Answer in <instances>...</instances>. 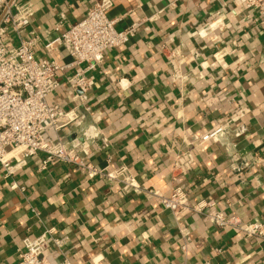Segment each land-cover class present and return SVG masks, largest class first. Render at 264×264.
<instances>
[{
    "label": "crops",
    "instance_id": "obj_1",
    "mask_svg": "<svg viewBox=\"0 0 264 264\" xmlns=\"http://www.w3.org/2000/svg\"><path fill=\"white\" fill-rule=\"evenodd\" d=\"M21 1L32 5L28 29L38 36L35 56L69 64L61 48L48 54L43 46L56 36L59 14L65 17L60 30L66 29L84 17L88 0ZM109 1L117 29L141 24L126 44L108 49L91 73L85 135L97 132L108 146L103 148L99 137L91 143L78 135L86 159L98 168L125 165L140 185L168 195L173 156L183 139L208 131L241 108L245 136L228 151L227 139L206 143L181 183L190 203L212 200L241 221H264V163L254 161L264 157V24L257 13L239 0ZM207 22L213 31L198 36ZM170 54L180 55V77L172 76ZM74 70L70 66L61 74L48 102L64 108L74 104L65 83ZM59 133L71 136L66 128ZM45 137L53 138V131L47 129ZM233 153L250 165L243 184L229 171ZM43 156L28 157L8 180L0 169V264H15L22 239L47 229L56 239L66 238L61 247L50 239L44 244L43 255L52 264H264L263 239L217 229L195 213L179 223L190 236L184 251L177 222L157 199L124 193L70 164L42 168ZM11 180L17 187H10Z\"/></svg>",
    "mask_w": 264,
    "mask_h": 264
},
{
    "label": "built area",
    "instance_id": "obj_2",
    "mask_svg": "<svg viewBox=\"0 0 264 264\" xmlns=\"http://www.w3.org/2000/svg\"><path fill=\"white\" fill-rule=\"evenodd\" d=\"M239 1L246 9L257 13L258 22L264 24V0ZM88 3L84 17L63 30L60 29L65 17L60 13L54 26L56 36L43 46L48 54L61 48L71 58L69 64H60L52 58H37L34 54L33 47L38 36L28 29L33 16L32 5L28 1L0 0V169L4 178H12L26 165L28 157L40 153L44 155L42 168L52 162L70 164L87 178L102 176L118 185L124 193L133 191L147 199H157L177 222L184 251L190 236L179 223L190 213L198 214L204 223L217 229L228 228L246 238L264 240V221H241L236 215L217 209L212 200L200 199L190 203L187 190L181 183V179L193 169L196 153L206 143H221L227 139L223 146L228 151L245 136L247 126L242 121L245 113L241 108L208 131L194 135L192 139H183V145L173 156L169 172L172 187L168 195L140 185L125 165L98 168L86 159L77 136L85 135V118L89 111L86 101L93 84L91 73L100 67L108 49L126 44L141 24L133 22L117 29L116 19L108 14L111 8L109 0H88ZM207 31H213L208 22L203 23L195 33L203 37ZM162 50H165L164 46ZM218 55L219 52L213 56L217 59ZM179 56H168L174 78L181 76L182 60ZM70 66L75 70L66 76L65 83L73 92L74 104L64 108L58 103L48 102V96L59 88L60 76ZM64 128L71 136L59 133ZM47 129L53 131V138L45 137ZM99 136L97 132L85 135L91 143ZM99 138L102 147L106 148L107 139ZM254 161L261 165L264 157L258 155ZM249 166L245 160L237 159L234 153L231 155L229 171L240 177V184L246 182L245 174ZM10 187H17L14 180H11ZM32 212L38 215L36 211ZM49 239L58 247L66 243V238L52 237V229L35 237L26 236L21 241L22 249L15 264H52L43 255L44 244ZM63 264L71 263L66 261Z\"/></svg>",
    "mask_w": 264,
    "mask_h": 264
}]
</instances>
